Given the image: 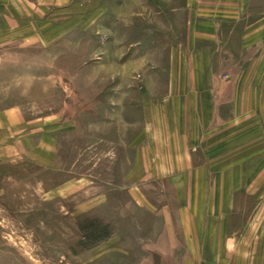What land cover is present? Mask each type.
<instances>
[{"label": "rangeland", "instance_id": "1", "mask_svg": "<svg viewBox=\"0 0 264 264\" xmlns=\"http://www.w3.org/2000/svg\"><path fill=\"white\" fill-rule=\"evenodd\" d=\"M136 1L0 0V264L233 262L222 245L184 242V207L200 197L185 195L191 171L170 162L159 130L170 125L169 47L185 42L190 8L145 0L157 27ZM238 128L203 140L215 158L204 171L263 149L254 132L236 141ZM176 167L188 181L170 180Z\"/></svg>", "mask_w": 264, "mask_h": 264}, {"label": "crops", "instance_id": "2", "mask_svg": "<svg viewBox=\"0 0 264 264\" xmlns=\"http://www.w3.org/2000/svg\"><path fill=\"white\" fill-rule=\"evenodd\" d=\"M141 2L145 0L136 1ZM153 2L147 12L143 4L138 15L144 18L148 13L152 25L160 27ZM186 4L187 38L169 47L170 74L163 101H168L164 106L170 125L159 128L170 133L168 147L174 148L170 162H182L191 171L192 191L185 195L200 197V203L187 202L184 207V242L222 245L220 256L231 252V264H264V147L234 156L229 163L238 166L223 172L203 170L215 158L202 147L203 140L224 138L237 127L244 134L235 135L236 141L249 132L264 139V0H187ZM230 48L232 61L225 58ZM177 67L184 69L183 75H178ZM228 68L233 70L225 72ZM177 96L183 99L178 101ZM183 100L186 115L181 123L177 118ZM7 142L19 153L14 141ZM178 170H168L170 180L188 181L189 172L181 175ZM213 196H218L215 203L205 198Z\"/></svg>", "mask_w": 264, "mask_h": 264}]
</instances>
